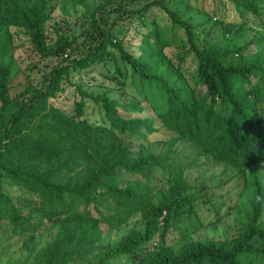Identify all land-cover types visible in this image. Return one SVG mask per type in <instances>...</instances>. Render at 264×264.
<instances>
[{"label":"trees","instance_id":"1","mask_svg":"<svg viewBox=\"0 0 264 264\" xmlns=\"http://www.w3.org/2000/svg\"><path fill=\"white\" fill-rule=\"evenodd\" d=\"M53 1L0 0V223L11 236L21 237L28 251L24 260L8 264H108L122 256L132 264H264V191L258 182L232 238L193 241L185 235L177 244H166L164 235L174 225L184 223L188 235L202 229L203 222L188 201L193 195L183 173L168 171V160L149 150L151 137L164 130L169 133L164 142L188 143L240 172L264 165V35L243 39L245 16H260L259 0H225L245 22H215L201 35L162 0H140L143 4L136 7L135 0L100 1L90 12L92 46L52 67L39 85L27 83L11 97L9 84L18 72L11 28L23 31L42 59L78 47L73 38L59 34L54 43L46 42ZM152 8L167 15L171 33L183 31L177 62L163 54L173 36L148 19ZM107 14L136 23L134 31L145 30L137 56L124 48L116 23L106 26ZM110 51L136 77L141 99L120 102L106 92L89 94L78 87L74 114L51 104L71 71L113 59ZM187 57L194 63L191 73L184 71ZM86 99L99 108V122L85 118ZM122 136L140 143L132 149ZM153 171L166 177L165 188L150 195ZM119 172L144 186H122ZM5 189L27 191L32 200L27 210L17 207ZM136 214L141 230L100 246L102 227L118 229ZM46 224L57 226V234L36 250L34 241Z\"/></svg>","mask_w":264,"mask_h":264},{"label":"rangeland","instance_id":"2","mask_svg":"<svg viewBox=\"0 0 264 264\" xmlns=\"http://www.w3.org/2000/svg\"><path fill=\"white\" fill-rule=\"evenodd\" d=\"M103 0H54L50 19L45 24L46 42L54 43L56 35L74 39L77 48L68 54V59L82 56L84 50L92 46L94 34L90 26V12L92 7ZM163 3L173 11H178L182 18L190 21L196 27V32L201 35L203 31L210 29L215 22L241 23L246 20V29L243 39L248 41L255 36L264 35V0H259L261 13L259 18L249 14L242 18L233 5L225 0H162ZM143 4L140 0H135L133 6ZM148 19L153 20L157 27L162 30L165 36H173L171 47L164 50L163 54L168 59L177 62L176 57L182 55L184 45V34L179 29H173L167 15L159 8H152L148 12ZM106 26L116 23L114 30L117 35L122 36L124 48L133 54L138 55V46L141 41L140 34L144 29L134 31L136 23H122L121 18L115 14H107L105 17ZM13 36V55L18 66V72L11 79L9 84V95L16 96L27 84L39 85L49 70L56 66L59 61L58 56L42 59L32 50L28 36L21 30L10 29ZM253 49L251 50V52ZM113 59L100 63L87 71H71L68 80L63 83L64 91L58 94L56 99L51 100V104L68 114H74L73 103L80 99L77 93L79 87L89 94H100L106 92L111 99L120 102H128L133 99H141L140 85L134 78L127 66L122 63L114 51H110ZM116 63V65H115ZM116 68L121 71L118 75ZM184 71L191 73L194 70V63L187 57L184 64ZM118 87H121L120 89ZM84 116L90 122H99L101 116L97 105L86 99ZM169 137L167 131L161 130L151 137L149 150L160 157L167 159L168 171H181L185 180L190 184L189 193L193 195L188 200L200 220L203 228L195 233L187 235L188 228L185 224L174 225L164 235V240L168 245L177 244L183 236L189 239H229L234 236L238 228L242 225L246 217L250 202L254 196V182H258L264 191V165L253 166L245 172H240L236 168L227 164L213 161L209 156L198 153L192 145L176 141L163 140ZM158 140V141H157ZM160 140V141H159ZM157 141V142H156ZM121 142L132 149L137 148L140 141L132 136H122ZM122 186H132L136 190L141 189L144 184L137 183L136 179H128L121 172ZM128 179V180H127ZM166 177L160 176L153 171L149 184L150 195H155L165 188ZM4 193L9 195L17 207L22 206L24 211L31 203V195L27 191H17V189H5ZM94 214V213H93ZM264 226V206L261 218ZM141 230L142 222L139 214L133 215L122 227L108 231L102 227L103 238L100 246L104 244H114L130 230ZM58 227L46 224L37 234L34 241L36 250L42 249L51 243L57 234ZM158 243L155 241L152 246ZM27 248L23 244L21 237H13L8 232L6 225L0 223V264L24 260L27 256ZM108 264H132L131 259L126 256L118 257L108 262Z\"/></svg>","mask_w":264,"mask_h":264},{"label":"built area","instance_id":"3","mask_svg":"<svg viewBox=\"0 0 264 264\" xmlns=\"http://www.w3.org/2000/svg\"><path fill=\"white\" fill-rule=\"evenodd\" d=\"M66 59H68V55L67 54H63L62 55V57H59V61H64V60H66ZM61 63V62H60ZM59 64V63H58Z\"/></svg>","mask_w":264,"mask_h":264}]
</instances>
